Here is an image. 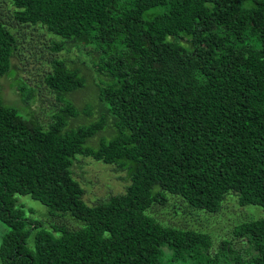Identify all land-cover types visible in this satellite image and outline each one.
Wrapping results in <instances>:
<instances>
[{"label":"trees","instance_id":"1","mask_svg":"<svg viewBox=\"0 0 264 264\" xmlns=\"http://www.w3.org/2000/svg\"><path fill=\"white\" fill-rule=\"evenodd\" d=\"M19 25H41L54 58L45 83L61 104L48 123L6 102L20 40L0 19V220L3 264H264V216L235 226L216 251L210 233L150 210L179 195L217 212L228 195L264 207V0H8ZM91 79L92 102H82ZM26 90L28 92H26ZM78 156L126 170V191L89 205ZM71 229L25 216L17 194ZM33 246L29 245L32 235ZM243 250V251H242Z\"/></svg>","mask_w":264,"mask_h":264},{"label":"rangeland","instance_id":"2","mask_svg":"<svg viewBox=\"0 0 264 264\" xmlns=\"http://www.w3.org/2000/svg\"><path fill=\"white\" fill-rule=\"evenodd\" d=\"M14 6L8 0H0V19L12 27L20 40V47L13 58L16 76L7 75L1 79L2 95L6 102L25 108L28 101L24 91L20 88L23 82L28 90L31 89L34 98L30 100L31 110L42 123H48L53 113L61 105L56 99L54 92L45 83L46 74L52 70L51 61L54 58H69L84 60L88 68L92 67V75L96 77L94 68L90 62V55L84 48H75L70 52H55L52 50L53 34L41 25H19L14 16ZM91 79L83 92L75 94L82 102H92L95 98ZM26 92H28L26 90ZM74 177L80 181L85 189L84 200L89 205L100 199L108 198L111 195L123 193L131 183L126 170L117 169L115 164L98 161L93 157L78 156L73 167ZM168 200L165 203H155L151 212L163 223L182 228H191L205 231L211 234L213 247L217 251L223 239H234L233 230L236 225L245 220L264 216V207L254 204L241 205L235 195H228L217 212H208L191 207L184 198L179 195L166 193ZM18 204L24 205L25 216L29 219L42 222V227L52 230L54 224L65 225L75 229L83 226L84 223L75 218L72 214H53L51 208L33 198L29 194H17ZM9 226L0 220V245ZM32 233L29 245L33 246ZM238 249L245 250L247 244L243 240H235ZM242 250V251H243ZM0 264H3L0 258Z\"/></svg>","mask_w":264,"mask_h":264}]
</instances>
